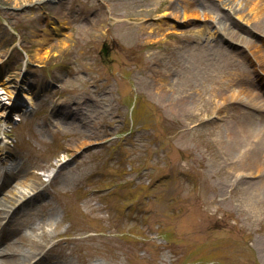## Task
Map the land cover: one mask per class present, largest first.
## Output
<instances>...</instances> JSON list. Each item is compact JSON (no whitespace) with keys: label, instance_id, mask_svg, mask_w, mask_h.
<instances>
[{"label":"rangeland","instance_id":"obj_1","mask_svg":"<svg viewBox=\"0 0 264 264\" xmlns=\"http://www.w3.org/2000/svg\"><path fill=\"white\" fill-rule=\"evenodd\" d=\"M200 1L0 0L1 145L42 189L23 220L52 264H264V200L221 140L241 116L222 103L241 72L221 48L249 46L210 19L248 26L233 9L252 0Z\"/></svg>","mask_w":264,"mask_h":264},{"label":"bare ground","instance_id":"obj_2","mask_svg":"<svg viewBox=\"0 0 264 264\" xmlns=\"http://www.w3.org/2000/svg\"><path fill=\"white\" fill-rule=\"evenodd\" d=\"M184 1L188 7L199 12V2L197 0ZM224 3L228 2L224 1ZM172 6L177 7V4L174 3ZM233 10L238 17L246 20L248 26L233 19L231 13L223 14L218 12L212 18L213 20L217 18L222 24L221 27L225 36L249 45L251 53L247 54L245 49L233 50L224 46L221 48L229 58L241 56L244 59L238 62H231L234 64L235 69L241 72L238 76L240 82L238 85L241 87L239 89L240 93H237V90L231 93L232 96H225L222 93V103L226 106L231 103L241 105L237 103L240 102L248 105V107L245 109L240 108L241 116L239 119L223 127L221 140L227 152L233 155V168L242 172L238 183L242 187L243 195H246L249 200L256 196L264 200V96L263 90L257 89L247 79V75L252 71L249 63L264 65V44L261 45L255 40L248 41L246 36V34L254 30L264 32V0H252L240 5L238 8L234 7ZM50 24H52L50 25V30L53 29L52 33L59 30L55 21H51ZM245 55L246 58L244 57ZM3 68L1 65L0 71ZM40 84H37L36 87L39 88ZM6 92L10 94L9 101L11 102L14 92L10 90ZM28 94V104L32 106L34 99L30 92ZM248 96L253 97L257 103L254 105L248 103L246 98ZM2 149L4 148L1 147L0 151ZM1 156L0 153V159H2ZM252 174L255 175L252 176ZM28 175L29 166L25 161L14 163L10 171L0 170V177H2L0 194L3 193L7 185L13 186L10 189L11 194H7L10 195V198L0 196V264H29L32 258L29 248L31 247L30 242L34 239L29 236L28 232L16 220L18 208L26 201H29L36 193L35 191L38 190L37 183L28 181ZM4 243L5 245H3ZM32 246L38 250L41 249V245L36 242ZM45 264H52V262Z\"/></svg>","mask_w":264,"mask_h":264}]
</instances>
